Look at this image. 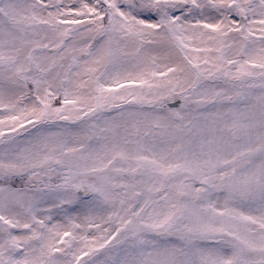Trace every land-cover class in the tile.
<instances>
[{"label": "snow or ice", "instance_id": "1", "mask_svg": "<svg viewBox=\"0 0 264 264\" xmlns=\"http://www.w3.org/2000/svg\"><path fill=\"white\" fill-rule=\"evenodd\" d=\"M0 264H264V0H0Z\"/></svg>", "mask_w": 264, "mask_h": 264}]
</instances>
